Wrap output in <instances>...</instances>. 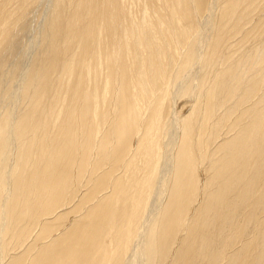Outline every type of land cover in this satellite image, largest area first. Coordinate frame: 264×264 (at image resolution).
Masks as SVG:
<instances>
[{
	"label": "bare ground",
	"instance_id": "obj_1",
	"mask_svg": "<svg viewBox=\"0 0 264 264\" xmlns=\"http://www.w3.org/2000/svg\"><path fill=\"white\" fill-rule=\"evenodd\" d=\"M0 264H264V0H0Z\"/></svg>",
	"mask_w": 264,
	"mask_h": 264
}]
</instances>
